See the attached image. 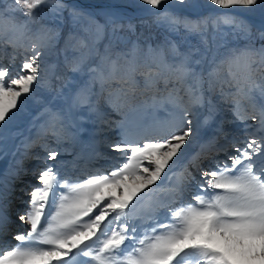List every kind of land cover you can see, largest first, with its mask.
<instances>
[{"label":"snow or ice","instance_id":"1","mask_svg":"<svg viewBox=\"0 0 264 264\" xmlns=\"http://www.w3.org/2000/svg\"><path fill=\"white\" fill-rule=\"evenodd\" d=\"M185 2L138 0L158 27L178 35L183 31L188 45L180 52L166 40L157 48L149 45L141 57L135 42L121 52H113L112 40L103 51L97 46L106 28L113 39L120 28L135 32V24L117 23L113 14L101 24L64 0H0V22L7 18L12 24L6 43L25 53L18 70L0 64V132L29 113L28 101L37 93H47L32 118L36 136L22 145L25 153L38 145L45 155L33 157L44 167L38 175L33 170L38 186L28 192L27 209L16 212L27 228L12 236L14 245L4 239L13 224L10 186L0 194V264H264V105L258 116L241 113L243 102L255 112L256 95L264 100V31L253 37L247 21L235 14L258 12L264 18V0H206L217 14L195 18L168 10ZM42 6L60 14L67 9L74 21H90L85 31L93 37L91 47L81 40L84 50L72 58L65 55L59 74L55 64L41 67V49L55 46L52 36L44 39L52 29L37 30L38 42L28 47L23 43L32 39L28 20ZM17 12L28 20L17 21ZM209 27L213 40L220 38L214 50L208 46ZM230 33L247 43L227 47L224 37ZM4 35L0 30V41ZM193 35L200 37L203 50L187 40ZM101 101L122 119L107 120ZM222 102L232 104L237 120H258L256 131L262 134L248 133L247 124L243 138L226 131L224 120L217 122ZM165 105L171 107L165 119L129 118V113H155ZM196 107L206 108L202 128L211 131L176 172L199 135L189 118ZM86 123H109L118 130V141L108 147L122 162L107 174L78 170L76 160L67 168L69 162L58 157L70 149L49 144L71 145L88 131ZM21 171L27 170L13 175ZM162 175L167 187L157 183ZM156 191L167 195L152 203Z\"/></svg>","mask_w":264,"mask_h":264},{"label":"rangeland","instance_id":"2","mask_svg":"<svg viewBox=\"0 0 264 264\" xmlns=\"http://www.w3.org/2000/svg\"><path fill=\"white\" fill-rule=\"evenodd\" d=\"M5 3H10V0H4ZM65 3L70 5H76L78 8L82 9L86 13H91L95 19L100 22L101 24L105 23V15L106 14H113L116 17V22L120 24H127L129 21L135 24V32H130L126 27L120 28L115 33V37L118 39H113L112 33L110 28H106L105 34L103 36V39L100 40L99 44L97 45L101 51H103V48L106 44L112 40L113 43V52H121L125 51L129 48H131L133 42L137 43L139 45L140 51L138 53L139 56L143 57L144 54L147 51V47L151 45L153 48H157V46L165 45L166 40L174 41L180 50V52H185L187 50V43H185V34L183 31L178 35L176 33L168 32L163 27H158L156 23H154L155 16L153 13L151 14H138L134 12L130 8H125L121 6H105L101 5L98 6V4L101 3H126L129 5L134 6L136 9L141 11H146V6H142L138 4V0H64ZM197 5L198 8L196 11L192 10V6ZM174 6V5H173ZM177 8L189 10L192 12V14H189L187 12H180L175 10L172 6H169L168 10L179 15H189L193 18V13H199L201 16H208L212 15L210 13L209 6L206 5V0H186L185 5L183 6H174ZM217 13H215L216 15ZM238 18L247 21V23L251 27L252 36L256 37L259 31H264V28L255 27L250 23V21L245 18V16L235 13ZM253 15V17L257 18V20H260L264 23V18L260 16V14L257 13H250ZM15 18L17 21H25L28 20V18L23 17L20 15V13H15ZM12 24L11 22L5 18L2 22H0V30L3 31L4 40L0 41V64H3L4 66H9L15 70H18L21 64V61L24 58V49L23 48H17L13 49L10 45L6 43V40L9 38V36L12 35L11 32ZM28 27L32 30L29 35L32 36V39L29 40L25 38L23 40V43L25 47L30 46L33 42H38L35 39V36L33 35L37 30H47L52 29V33H48L44 36V39L47 40L49 36H52L54 38V48L48 49V48H42L41 50L45 53V55L41 56V67L43 68L45 66V63L47 64H55L56 72L59 74L63 70V61L64 56L67 55L69 58H72L73 56L79 55L80 51H83L84 49L80 48V41L83 40L86 44L91 47L92 44V35L89 32H86L85 29L90 27V21L85 17H80L78 20L74 21L73 18L70 16L68 10H64L62 14L53 12L48 6H42L40 9H38L35 13V19L34 20H28ZM213 30L211 27L208 28L207 32V41L209 48H212L214 50V45L216 43L220 42L219 36H217L216 40H213ZM224 39L227 41V47H236L240 46L243 47L247 41L242 39H233L232 34L230 33ZM187 40L191 41L192 44H195L203 50L204 45L200 43V37L199 36H187ZM257 45L259 44V41H256ZM221 52L224 51L223 48L220 49ZM166 54H168V49L165 48ZM31 53H27V55H30ZM15 57V59H13ZM209 58H211V52H209ZM207 85H205V88ZM181 95H183V92H181ZM205 95H209V93H205ZM47 96V93L39 92L37 93L36 99H30L28 101V109L29 113L24 115L23 117L19 118L15 122H13L9 127L4 130L3 132H0V188L6 184V181L10 178H12L13 172L15 173L17 171L16 164L18 163V169H21L23 167L22 164H30L33 159L30 160V156H35V154H38L39 151H41L40 147L34 146L32 148H36L34 152L32 150L28 149L27 153H25V149L22 146L23 143H25L28 140L33 139L36 136L37 128L32 126V118L39 115V112L43 108V103H40L38 101L45 100ZM143 99V98H141ZM217 99L216 96H213V101L215 102ZM187 102V97H185V103ZM136 104L140 103V100L138 99ZM255 103L257 106V110L253 112V109L249 106L247 102H243L241 105V113L243 115H259V108L264 105V100H262L259 95H256L255 97ZM232 104L222 102L220 104L221 113L217 116V122L221 119L224 120V128L226 131L230 132L231 134H235L237 136H240L243 138L245 135V124L250 125L247 129L248 133L255 134V135H261L262 133H259L257 131H254L252 129H255L259 127V121H253L251 119H248L246 121H239L237 120L232 113ZM165 109H168V111H171V107L168 105H165V108L157 110L155 113H152L151 110H148L146 113L142 112H134L129 113L130 119H138L141 118L142 115H145L146 119H151L153 115L157 119H165L167 118V112ZM101 110L106 114V119L109 121H116L122 119V116L119 114L118 117H115L111 115L113 111L110 107L103 103L101 101ZM125 111H128L125 109ZM206 108H193L192 109V115L189 117L192 119V128L195 130L199 129V135L192 143V146L188 148L187 155L191 153L192 150L195 149L196 146H199L204 142V140L208 137L210 134L211 129L204 130L202 128V121L204 116L206 115ZM43 119L36 120L35 123L38 125L39 123H42ZM85 128L88 129V131L81 135L74 143L71 145L65 143L63 145H55L51 140H49V144L52 147H63V148H69L70 151L67 154H64L60 157H58V160L67 161L70 159L72 161L73 159H76L77 156L80 157L84 152L88 154V150L90 149V139L96 138L97 143H95L98 147L101 148L98 154L100 156V161L105 159V163L101 167H107V170H103V168L99 167L97 169H100V171L104 173H108L111 170L110 166L118 165L122 162V160L119 158V155L117 153H114L111 151V149L108 147L110 143L117 142L119 137L118 134H115V129L113 131V128H110L109 123H103L99 125H92L89 123H86ZM212 127H215V124L212 125ZM99 128V131L93 135L92 133L95 131V129ZM201 129L203 132H201ZM30 136V137H29ZM88 141V143H86ZM222 142V141H221ZM86 143V144H85ZM85 144V145H84ZM87 148L84 150V147ZM89 145V146H88ZM187 147V146H186ZM200 147V146H199ZM31 148V149H32ZM96 149V153H97ZM8 151V152H7ZM197 150H195L193 153H195ZM228 152L231 153V149H228ZM7 153V154H6ZM35 153V154H34ZM84 153V154H85ZM42 154L45 155V153L42 151ZM42 154H39L43 156ZM224 154V153H223ZM221 153V155H223ZM184 157V161L182 160L180 163L177 164L179 166L182 162L183 164L186 162L185 159L188 156H192V154ZM225 155V154H224ZM5 157V158H4ZM188 159V158H187ZM69 161V162H70ZM20 162V163H19ZM36 163H39L38 161H34ZM14 167H13V166ZM20 165V166H19ZM176 166V167H177ZM44 167L43 164L39 163V169H42ZM167 172V170H166ZM14 180V178H12ZM164 180V176L162 175L161 181H158L157 183H162ZM164 183V182H163ZM12 185V184H11ZM155 188L156 186H151ZM166 193V192H164ZM163 194V193H162ZM161 194V195H162ZM161 195L158 197L151 196V198L158 199Z\"/></svg>","mask_w":264,"mask_h":264},{"label":"bare ground","instance_id":"3","mask_svg":"<svg viewBox=\"0 0 264 264\" xmlns=\"http://www.w3.org/2000/svg\"><path fill=\"white\" fill-rule=\"evenodd\" d=\"M79 1V0H78ZM87 1H90V0H87ZM127 3V2H126ZM209 9H210V13L212 14V15H215V13L213 12V6H209ZM239 12H241V13H244V12H242V11H239ZM246 13V17L245 18H247L249 21H253L258 27H262V28H264V23L263 22H261L260 20H257V18H255V17H253V15L252 14H250V13H247V12H245ZM197 15H199V13L197 14V13H193V16L194 17H196ZM251 19V20H250ZM108 111H112V110H108ZM111 115H115L116 117H118L119 116V114L118 113H116V112H112V113H110V117H111ZM141 118H143V119H146V117H145V115H142V117ZM258 128V127H257ZM257 128H255V129H252V130H254V131H256L257 130ZM115 129L113 128V131H114ZM202 131V130H201ZM118 133V130H116L115 131V134H117ZM118 136V135H117ZM86 143H88V141L86 142ZM85 143V144H86ZM90 144V149H87L88 150V154H86L85 152V154H84V158L85 159H87V160H92L93 159V156L96 154V149H97V146H95L96 144L95 143H97V139L94 137V138H92V139H90V142H89ZM221 143H224V141H222ZM84 144V145H85ZM88 145V146H89ZM39 148V147H38ZM87 148V145H86V147H84V150ZM99 148V147H98ZM8 152V151H7ZM7 154V153H6ZM188 157H191V155L190 156H188ZM188 157H186V159H185V161L187 160V158ZM5 158V157H4ZM35 161H37V160H35ZM182 165H183V162L179 165V166H177V167H182ZM0 166H2V165H0ZM14 173V172H13ZM12 178H14L15 176L12 174ZM12 178H10V180L8 179V181H6V184L7 185H5V183H4V185L0 188V194H5V193H7V191H8V188H9V186H10V188H11V191H12V189H13V185H15L17 182H15L14 184H13V181L15 180H13ZM22 182V181H21ZM12 184V185H11ZM165 191H163V194L161 195V194H158L157 196H155V195H153V196H155V197H158L159 195H161L158 199H156V198H151L150 199V201L152 202V203H155V202H158V201H160V200H163V199H165L166 198V195H167V193H164ZM152 196V195H151Z\"/></svg>","mask_w":264,"mask_h":264},{"label":"water","instance_id":"4","mask_svg":"<svg viewBox=\"0 0 264 264\" xmlns=\"http://www.w3.org/2000/svg\"><path fill=\"white\" fill-rule=\"evenodd\" d=\"M101 5H105V6L115 5V6H121V7H125V8H130V9H132L134 12H136V13H138V14H151V13H152V12H149V11H141V10H138V9H136L134 6L129 5V4H127V3H113V4H110V3H101V4H98V6H101ZM170 6H172V7H173L175 10H177V11H180V12H187V13H189V14H192V12L189 11V10H185V9L177 8V7H174L173 5H170ZM237 13L247 16L246 13H241V12H239V11H237ZM250 20H251V19H250ZM251 23H252V25H254L255 27H258V26H257L252 20H251Z\"/></svg>","mask_w":264,"mask_h":264}]
</instances>
